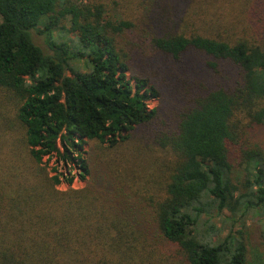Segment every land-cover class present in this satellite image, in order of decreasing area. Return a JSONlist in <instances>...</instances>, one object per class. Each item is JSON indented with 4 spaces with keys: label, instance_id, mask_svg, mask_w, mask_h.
<instances>
[{
    "label": "trees",
    "instance_id": "trees-1",
    "mask_svg": "<svg viewBox=\"0 0 264 264\" xmlns=\"http://www.w3.org/2000/svg\"><path fill=\"white\" fill-rule=\"evenodd\" d=\"M0 20V264H250L264 0H0ZM52 157L87 186L58 189Z\"/></svg>",
    "mask_w": 264,
    "mask_h": 264
},
{
    "label": "rangeland",
    "instance_id": "rangeland-1",
    "mask_svg": "<svg viewBox=\"0 0 264 264\" xmlns=\"http://www.w3.org/2000/svg\"><path fill=\"white\" fill-rule=\"evenodd\" d=\"M1 21V20H0ZM55 36H60V33L56 32ZM71 39L76 40V37L71 34ZM33 40L34 43L40 47L45 54H51V51L46 44L45 36L41 35L38 32L33 33ZM197 64V63H196ZM149 108L154 109L156 107L160 106V102L158 100H150L148 102ZM255 141L264 140V128H261L260 130H257V133L254 134ZM264 143V141H263ZM151 149L155 152L157 155L156 147L152 146ZM85 151H90V146L86 145L84 147ZM160 154V153H159ZM164 156H166L164 154ZM45 166L47 167V170L51 175L59 174L62 179L61 186L58 187V189L62 191H66L69 188L73 189H83L87 186L89 177H86L84 179L83 177V171L78 165H72L71 163H65L63 160L52 157L50 159L45 160ZM72 178L73 184L71 187L68 185L66 178ZM251 225L249 228V233L247 231L248 235V246L250 250V264H264V224L260 221H253L249 222ZM218 227L220 228V225L218 224ZM236 231H240L239 226H237ZM227 235V231H221L220 233V239L225 238ZM162 249H165L164 245H161ZM172 251L165 250L162 252V250L159 248L154 250V254L152 257V263L150 264H173L174 259L171 255Z\"/></svg>",
    "mask_w": 264,
    "mask_h": 264
}]
</instances>
